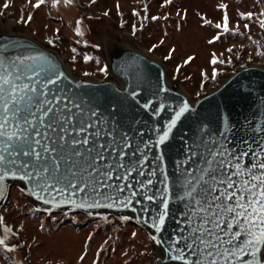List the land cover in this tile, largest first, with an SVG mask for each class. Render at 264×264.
Here are the masks:
<instances>
[{
	"label": "water",
	"instance_id": "1",
	"mask_svg": "<svg viewBox=\"0 0 264 264\" xmlns=\"http://www.w3.org/2000/svg\"><path fill=\"white\" fill-rule=\"evenodd\" d=\"M83 21L106 78L0 17V207L17 184L46 211L128 217L151 264H264V65L191 98L107 17Z\"/></svg>",
	"mask_w": 264,
	"mask_h": 264
},
{
	"label": "rangeland",
	"instance_id": "2",
	"mask_svg": "<svg viewBox=\"0 0 264 264\" xmlns=\"http://www.w3.org/2000/svg\"><path fill=\"white\" fill-rule=\"evenodd\" d=\"M91 13L160 59L191 98L239 65H264V0H0V17L57 47L74 75L102 79L108 68L83 21ZM0 229V264H151L159 255L128 217L46 211L17 184Z\"/></svg>",
	"mask_w": 264,
	"mask_h": 264
}]
</instances>
